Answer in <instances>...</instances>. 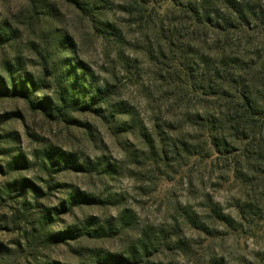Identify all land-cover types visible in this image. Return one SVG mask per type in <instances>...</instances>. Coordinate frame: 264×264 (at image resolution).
<instances>
[{
	"label": "rangeland",
	"instance_id": "rangeland-1",
	"mask_svg": "<svg viewBox=\"0 0 264 264\" xmlns=\"http://www.w3.org/2000/svg\"><path fill=\"white\" fill-rule=\"evenodd\" d=\"M146 7L104 0L90 16L66 0H0L1 84H26L37 105L0 98V264H264V140L245 153L228 122L232 154L205 144L216 110L195 83L221 61L215 34L170 3ZM108 24L122 42L106 39ZM231 44L264 69L256 22ZM70 84L88 104L105 86L115 94L75 111L61 103ZM90 220L108 234L84 236ZM71 228L34 254V230Z\"/></svg>",
	"mask_w": 264,
	"mask_h": 264
},
{
	"label": "trees",
	"instance_id": "trees-1",
	"mask_svg": "<svg viewBox=\"0 0 264 264\" xmlns=\"http://www.w3.org/2000/svg\"><path fill=\"white\" fill-rule=\"evenodd\" d=\"M80 10L89 12V15H97L101 12L100 4L104 0H66ZM140 10L146 5L156 4L158 2L170 3L174 12L184 14L188 17L195 31H203L207 34H215L211 39L216 47H220L221 61L214 68L213 73L209 72V76L204 74L200 82H196L197 92H201L203 96L208 97L215 106L216 113L213 115L215 130L208 131L206 145L210 144L217 152L232 154L229 152L232 143L225 138V127L228 122L235 128H229L235 132L234 137L239 141L240 145H245V153L250 152V146L256 143V138L264 140V69L254 64L245 62L241 58L239 52L233 44H231V35L237 31H244L250 28L253 22H256L260 28L264 29V0H136ZM147 8V7H146ZM93 18V16H92ZM106 39L116 42L123 41V33L116 26L108 24ZM209 38V37H208ZM210 39V38H209ZM239 51V50H238ZM248 76L249 81L246 83ZM23 83V82H22ZM198 85V86H197ZM22 87V89L20 88ZM106 90L99 89L94 96H90L89 104L82 101L86 97L84 93L78 92L77 84H70L62 88L61 103L65 108H71L75 111L93 112L98 111L101 106L108 105L115 94V90L105 86ZM84 90V88H83ZM85 91V90H84ZM18 97L22 98L31 108L37 109V105L32 97V93L27 89L26 84L12 85L11 89L5 88L0 81V98ZM238 103V105H236ZM43 105V104H41ZM45 105V104H44ZM113 118H117L119 113L114 112ZM227 117V118H226ZM226 118V119H225ZM206 121V118H205ZM207 126H204L206 130ZM231 127V126H230ZM207 131V130H206ZM248 133V134H247ZM260 143L257 144L258 150L261 149ZM85 197V195H84ZM9 197L7 198V200ZM0 197V209L5 208V202ZM71 200H75L73 197ZM76 201V200H75ZM77 206L76 204L73 207ZM221 215V213H220ZM222 222L230 226L233 220L228 216H220ZM84 236L91 238L99 235H106L103 228H96V223L86 221L84 225ZM75 229V228H74ZM34 242L36 248L34 254L44 247H52L67 241V236L72 233V228L67 232L49 233L45 230H34ZM108 234V233H107ZM148 238L145 235L138 242L135 251V261L141 258L143 254L148 253ZM48 244V245H47ZM3 249V248H2ZM138 255L140 257L138 258ZM138 263H142L141 259ZM129 260H125L119 256L113 260L111 256L104 257L95 262V264H129Z\"/></svg>",
	"mask_w": 264,
	"mask_h": 264
}]
</instances>
